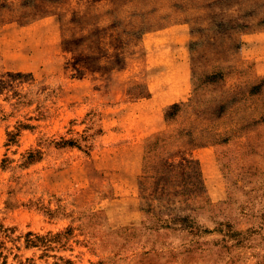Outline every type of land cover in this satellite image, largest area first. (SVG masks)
<instances>
[{
    "label": "rangeland",
    "instance_id": "1",
    "mask_svg": "<svg viewBox=\"0 0 264 264\" xmlns=\"http://www.w3.org/2000/svg\"><path fill=\"white\" fill-rule=\"evenodd\" d=\"M0 264H264V0H0Z\"/></svg>",
    "mask_w": 264,
    "mask_h": 264
}]
</instances>
